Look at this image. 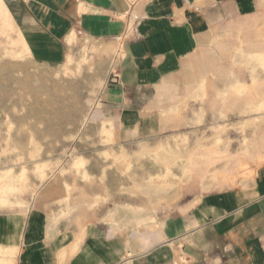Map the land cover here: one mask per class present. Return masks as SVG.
<instances>
[{
	"label": "crops",
	"instance_id": "1",
	"mask_svg": "<svg viewBox=\"0 0 264 264\" xmlns=\"http://www.w3.org/2000/svg\"><path fill=\"white\" fill-rule=\"evenodd\" d=\"M0 5L6 11L0 14V42L8 44V53L24 57L0 66V155L33 150V143L42 150L65 148L62 140L73 132L67 116L55 129L27 132L32 100L12 88L32 86L34 62L58 65L73 54V32V41L85 40L95 49L100 76L86 86L105 78L90 119L103 122L108 135L113 129L149 135L166 127L163 113L197 84L198 71L208 70L202 49L229 23L250 27L257 10V0H0ZM255 39L248 46L260 45ZM252 59L264 67V50ZM109 67L114 77L106 78ZM17 71L24 77L16 78ZM71 85L85 86L75 80ZM260 107L264 101L254 108ZM211 129L218 138L221 124ZM204 154L214 157L209 148ZM185 158V169L195 164L190 155ZM15 161L0 156V264H264V161L246 182L180 198L159 221L154 209L136 213L135 224L150 226L131 232L111 231L96 217L97 208L80 209L79 193L68 191L73 176L44 178V169L24 173ZM39 165L44 168V160ZM116 213L111 209L104 220L117 225Z\"/></svg>",
	"mask_w": 264,
	"mask_h": 264
},
{
	"label": "rangeland",
	"instance_id": "2",
	"mask_svg": "<svg viewBox=\"0 0 264 264\" xmlns=\"http://www.w3.org/2000/svg\"><path fill=\"white\" fill-rule=\"evenodd\" d=\"M1 13L6 11L0 5ZM254 14L250 27L229 23L202 49L200 60L208 62V70L198 71L194 81L197 84L185 88L163 113L167 116L166 127L149 135L116 129L108 135L103 122L90 119L94 99L105 78L102 76L96 86H86L100 76L95 69V49L85 40L73 41V32L70 43L75 50L73 54L70 51V60L66 58L58 65L34 62L30 70L32 86L12 88L16 95L32 100L33 116L26 118L27 132L55 129L61 117L67 116L65 122L73 132L63 138L65 148L42 150L41 145L33 143L29 145L33 150H5L0 156L15 159L24 173L35 174V169H44V178L73 176L74 183L68 191L79 193L80 209H99L96 217L113 232H131L146 226L134 223L136 213L154 209L159 221L176 201L192 192L248 181L264 161V107L254 108L264 101V67L252 59L256 52L264 50V0H257ZM255 35L260 37L255 39ZM254 39L260 45L248 46ZM87 43V49L79 54L82 44L85 47ZM240 48L245 52L240 54ZM21 58L8 53V44L0 42V66L5 59ZM110 67L106 78L113 72ZM15 75L24 77L21 71ZM73 80L85 86L74 88ZM241 88L244 90L240 92ZM238 98L244 102H232ZM63 101L69 110L65 113ZM247 101L254 106H248ZM22 105L19 110L25 112L30 103ZM72 114L79 117L73 118ZM35 115H40L41 121ZM214 123L221 124L218 138L211 129ZM91 126L96 130L88 133ZM208 148L214 153L213 158L204 156ZM177 154L183 156L177 158ZM189 155L195 164L185 169V157ZM74 159L80 166H74ZM41 160L44 168L39 167ZM165 164L169 168L167 174L163 173ZM136 185L147 189V193L138 192ZM115 208L118 224L111 225L104 217Z\"/></svg>",
	"mask_w": 264,
	"mask_h": 264
},
{
	"label": "bare ground",
	"instance_id": "3",
	"mask_svg": "<svg viewBox=\"0 0 264 264\" xmlns=\"http://www.w3.org/2000/svg\"><path fill=\"white\" fill-rule=\"evenodd\" d=\"M70 58H71V55L69 54V55L67 56V61L70 60ZM31 112H32V111H31V108H30V113H31ZM31 114H32V113H31ZM32 116H33V114H32ZM34 117H35L36 119H38V120L41 121V119H40L41 116H40V115H35ZM3 258H4V257H3ZM5 258H6V257H5ZM7 260H8V258H7ZM7 260H6V261H7ZM9 260H10V259H9ZM9 260H8V261H9ZM1 264H2V263H1ZM6 264H7V263H6Z\"/></svg>",
	"mask_w": 264,
	"mask_h": 264
},
{
	"label": "built area",
	"instance_id": "4",
	"mask_svg": "<svg viewBox=\"0 0 264 264\" xmlns=\"http://www.w3.org/2000/svg\"><path fill=\"white\" fill-rule=\"evenodd\" d=\"M111 76H112V77H114V74H113V72H111Z\"/></svg>",
	"mask_w": 264,
	"mask_h": 264
}]
</instances>
